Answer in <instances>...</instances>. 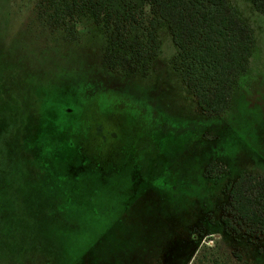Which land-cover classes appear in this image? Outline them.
<instances>
[{"label": "rangeland", "instance_id": "374dc122", "mask_svg": "<svg viewBox=\"0 0 264 264\" xmlns=\"http://www.w3.org/2000/svg\"><path fill=\"white\" fill-rule=\"evenodd\" d=\"M109 1L107 22L128 26L133 5L139 33L151 25L140 1ZM227 1L254 47L227 110L207 117L163 22L145 69L109 70L112 26L85 15L69 39L34 0H0V264H162L166 252L173 264H264V237L245 233L225 192L239 172L264 175V14ZM210 162L218 181L202 174ZM226 216L234 229L206 233L189 259V232Z\"/></svg>", "mask_w": 264, "mask_h": 264}, {"label": "trees", "instance_id": "16d2710c", "mask_svg": "<svg viewBox=\"0 0 264 264\" xmlns=\"http://www.w3.org/2000/svg\"><path fill=\"white\" fill-rule=\"evenodd\" d=\"M137 1L148 6L152 15L148 21L151 25L143 28L141 34L132 24L133 5L124 13L128 26H122L118 20L107 22L106 18L110 17L109 0H34V3L39 8V19L45 24H53L69 39H75L76 24L85 15L97 25L112 26L103 55V64L109 70L145 69V65L158 53L159 43L154 29L163 22L175 48L173 68L195 98L199 111L207 117L223 114L229 107L240 77L249 68L254 47L249 26L239 19L227 0ZM249 1L256 13L264 14V0ZM217 167L218 162H210L202 171L203 176L218 181ZM55 182L52 180L51 183L57 185ZM225 192L226 211L245 226V233L249 237H264V175L239 172L226 183ZM233 222L226 216L221 222L211 221L203 229L197 227L189 232L193 243L189 259L206 233H229L234 229ZM174 259V254L166 252L162 264H173ZM96 260L92 263L97 264L98 258Z\"/></svg>", "mask_w": 264, "mask_h": 264}]
</instances>
